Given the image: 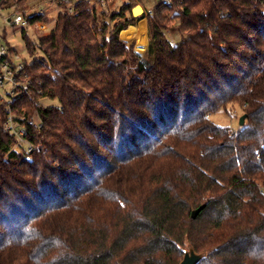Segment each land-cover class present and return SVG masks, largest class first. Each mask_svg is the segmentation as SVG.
<instances>
[{
    "label": "trees",
    "instance_id": "1",
    "mask_svg": "<svg viewBox=\"0 0 264 264\" xmlns=\"http://www.w3.org/2000/svg\"><path fill=\"white\" fill-rule=\"evenodd\" d=\"M134 2L113 26L90 0L59 6L11 103L26 158L0 104V264H180L189 245L200 264H264V0H172L139 18ZM144 18L142 57L120 34ZM229 107L246 114L237 131L210 120Z\"/></svg>",
    "mask_w": 264,
    "mask_h": 264
},
{
    "label": "rangeland",
    "instance_id": "2",
    "mask_svg": "<svg viewBox=\"0 0 264 264\" xmlns=\"http://www.w3.org/2000/svg\"><path fill=\"white\" fill-rule=\"evenodd\" d=\"M59 1L66 2L68 5L74 6L81 0H12V9L0 10V40L5 44H8L18 55L21 60L30 63L34 60L44 59V53L39 49L38 42L41 36L49 34L56 26V20L60 11ZM97 6L100 13H105V18L111 26H113L117 20H113L112 17L115 13H119L121 9L129 3L130 0H90ZM161 0H142V2H134V7L141 5L145 7L146 12L152 11ZM5 5V3H4ZM26 12L27 17H31L38 14L40 11H45L48 23L46 24H35L29 26L14 25L9 22L8 19L16 14V11ZM29 10V11H28ZM25 14V13H24ZM129 15V14H128ZM39 25H47L45 30H38ZM141 25V24H140ZM178 26L175 22L173 27ZM141 30V28H140ZM25 31V33H24ZM137 28L132 27L130 35L137 33ZM127 32V31H126ZM126 32L123 36L126 38ZM139 41L141 36L134 35ZM168 39L173 45H177L182 41V36L176 31H169L167 33ZM137 41V47H138ZM32 45L30 48L29 45ZM138 49L142 50L143 48ZM45 106H57L58 101L52 99H43L41 101ZM240 108L233 109L229 107L227 110L221 109L210 115V120L218 126L230 127L231 129L237 131L240 126V118L243 116ZM264 190V188H263Z\"/></svg>",
    "mask_w": 264,
    "mask_h": 264
},
{
    "label": "built area",
    "instance_id": "3",
    "mask_svg": "<svg viewBox=\"0 0 264 264\" xmlns=\"http://www.w3.org/2000/svg\"><path fill=\"white\" fill-rule=\"evenodd\" d=\"M5 1L6 0H0V10ZM61 2L62 1H59V4ZM171 2L172 0H161L160 3L163 6H168ZM149 13L151 14L152 11ZM38 14L46 15L45 11H40ZM8 21L14 25H29L27 16L17 11ZM38 28L40 30H45L47 26L39 25ZM26 65V62L21 60V57L14 49L0 40V104H2L7 111V117L3 127L6 132L11 133L17 139L14 150L21 153V158H26L23 151L24 149H27L28 152L31 151L32 145L26 138V127L17 125L11 103L28 93L32 87V82L25 73ZM28 126L41 128L42 122L37 115H34L28 120Z\"/></svg>",
    "mask_w": 264,
    "mask_h": 264
},
{
    "label": "water",
    "instance_id": "4",
    "mask_svg": "<svg viewBox=\"0 0 264 264\" xmlns=\"http://www.w3.org/2000/svg\"><path fill=\"white\" fill-rule=\"evenodd\" d=\"M144 14H145L144 9L141 5H137L132 10V16L134 18L142 17ZM245 121H246V114L240 118V126H244ZM203 209H204V206H201L198 209L194 210L192 213V218L196 219ZM207 257H208L207 252L199 253L195 251L193 246L189 245L187 249L184 250V256L180 264H200L205 259H207Z\"/></svg>",
    "mask_w": 264,
    "mask_h": 264
},
{
    "label": "crops",
    "instance_id": "5",
    "mask_svg": "<svg viewBox=\"0 0 264 264\" xmlns=\"http://www.w3.org/2000/svg\"><path fill=\"white\" fill-rule=\"evenodd\" d=\"M143 9H144V13H145V15H148V13L149 12H146V10H145V7L143 6ZM145 21V22H144ZM144 24L145 25V27H146V30H147V44H146V47H144L142 50H139L138 49V47H137V38H135L134 37V35H140V28H141V25L140 24ZM47 26V25H46ZM132 27L133 28H137V33L135 34H131L130 36H131V38H125L124 36H123V33L122 32H128V31H132ZM121 32V34H120V38H121V40H123L128 46H131L132 44H134L135 45V50L142 56V57H145L146 56V53H147V50H148V46H149V40H148V21H147V18H144V19H142V20H140V21H138L134 26H129L127 29H125V30H123Z\"/></svg>",
    "mask_w": 264,
    "mask_h": 264
},
{
    "label": "bare ground",
    "instance_id": "6",
    "mask_svg": "<svg viewBox=\"0 0 264 264\" xmlns=\"http://www.w3.org/2000/svg\"><path fill=\"white\" fill-rule=\"evenodd\" d=\"M130 33H131L130 31L126 32V38L127 39L131 38ZM140 36H141V38L138 41V47L144 48V47H146V44H147V30H146V27L143 23L141 24Z\"/></svg>",
    "mask_w": 264,
    "mask_h": 264
}]
</instances>
